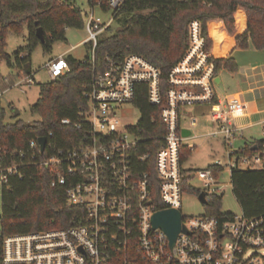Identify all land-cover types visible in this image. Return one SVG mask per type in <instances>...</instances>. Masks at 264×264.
<instances>
[{"label":"built area","instance_id":"2783aa9c","mask_svg":"<svg viewBox=\"0 0 264 264\" xmlns=\"http://www.w3.org/2000/svg\"><path fill=\"white\" fill-rule=\"evenodd\" d=\"M122 3L109 0L112 15L107 22L96 17L95 6H91L86 41L93 42L89 51L92 61L98 36L111 25ZM187 39L184 53L168 72L166 89L161 69L145 56L132 52L122 57L109 55L104 67L93 72L78 119H62L63 124L82 131L77 141L71 147H56L47 138L44 151L38 140L30 142L41 154L54 148L35 163L50 169L52 186L64 187L67 206L76 212L62 228L7 236L3 264H264V215L248 217L242 212L223 217L206 212L188 216L181 212L189 188L198 190V197L203 190L208 203L217 195L219 173L211 167L184 173L181 157L186 136L181 120L185 107L211 103V120L217 127L212 135H223L229 145L240 132L234 119L246 112L237 96L217 98L218 73L203 21H189ZM45 66L51 79L70 68L64 54L49 59ZM9 81L1 75L0 62L1 106L12 86L36 83L33 73L7 86ZM140 85H146L148 102L160 107L165 126L162 145L154 157L150 151L140 150L141 137L135 130L138 122L125 126L119 116L124 106L134 104ZM14 109L10 102L5 108L6 119L14 120ZM196 122V117H190V126L195 127ZM232 155L228 154L231 169L241 167L240 163L247 165L245 168H264V144L250 156L232 159ZM150 159L156 177L142 170ZM215 165L224 167L221 160ZM11 175L21 176L19 166L0 164L3 187ZM195 178L203 182L202 188L192 185ZM168 208L181 212L185 228L172 246L167 232L152 222L155 212Z\"/></svg>","mask_w":264,"mask_h":264},{"label":"trees","instance_id":"16d2710c","mask_svg":"<svg viewBox=\"0 0 264 264\" xmlns=\"http://www.w3.org/2000/svg\"><path fill=\"white\" fill-rule=\"evenodd\" d=\"M87 3L90 7H100L104 12L111 9L109 0H87ZM239 8L245 10L248 24L246 31L235 34L238 47L247 48L252 42L256 48L264 49V0H123L114 14V21L119 24L117 29L113 30L109 25L97 38L95 61L90 54L82 59L65 54L69 70L41 84L40 98L31 107L40 119L23 120L19 111L14 109V120H8L5 108L0 105V164H16L21 173V176L11 175L2 191L0 264H3L4 239L10 234L62 228L74 216L76 210L67 206L64 187L52 186L50 169L35 163L54 148H48L41 154L39 148L30 147V142L47 136L48 142L56 147H71L77 141L76 137L82 131L63 124L62 119H78L79 108L87 101L84 92L91 85L93 72L104 67L106 57H122L130 52L145 56L161 69L166 89L168 72L187 47L189 21L198 18L204 22L211 54L208 23L214 18L220 19L229 33H235V13ZM85 15L88 16V12L78 0H0L1 55H7L5 38L9 31L20 33L24 25L27 26L29 53H22L23 48L18 50L16 61L20 68L25 66L29 71L31 52L40 45L44 51H51L57 40L66 39L68 28L86 26ZM39 26L44 28L43 42L37 34ZM217 35L221 39H229L222 32ZM84 44L89 51L92 49L93 42ZM215 63L216 72L221 68L233 71L237 67L232 55L215 57ZM137 92L134 105L140 110L141 117L135 130L141 137L140 150L150 151L154 157L165 133L160 119L161 109L148 102L146 85H140ZM256 144L245 145L235 153L250 156L262 147L264 138ZM191 151L183 146V162ZM151 159L142 170H149L151 176L156 177ZM210 167L215 172L223 168L215 164ZM192 172L191 168L184 169V173ZM231 176L233 194L243 213L248 217L264 215V168L233 167ZM188 190L198 192L193 188ZM221 200L217 194L208 203L213 207L212 214L231 217L233 214L219 211Z\"/></svg>","mask_w":264,"mask_h":264},{"label":"rangeland","instance_id":"374dc122","mask_svg":"<svg viewBox=\"0 0 264 264\" xmlns=\"http://www.w3.org/2000/svg\"><path fill=\"white\" fill-rule=\"evenodd\" d=\"M78 3L84 11H87L89 14L91 7L88 5L87 0H78ZM94 13L96 17L101 18L104 22H107L112 15L111 11L104 12L98 6H95ZM87 19L88 16L85 15V23ZM111 25L113 30H116L119 26V24H117L114 20ZM27 33L28 28L24 25L20 33L9 31L7 34L5 38L7 44L5 52L8 56L5 55L1 58V75L9 77L10 81L6 84L7 86L20 82L23 77H26L28 72L33 73L36 83H23L22 85H14L9 88L4 94L3 106L7 108L8 104L11 102L19 111L21 119L34 121L40 119V116L38 113L32 112L31 107L40 98L39 94L41 84L51 81L45 64L49 61V59L65 54L68 50L71 51V54L74 57L79 59L89 55V50L84 44L85 42H83V40L88 36V30L86 26L83 28H68L66 39L57 40V42L53 45L52 50L49 52L44 51L43 46L40 45V47L31 52L29 71L25 66L20 68L16 61V52L18 50L23 48L22 53H29L26 40ZM81 41L83 43H80ZM188 106L192 105H187L186 107ZM119 116L123 125L128 126L129 124H135L138 122L141 117V112L134 104H128L122 108ZM181 125L189 128L193 133L192 139L186 141L183 140L184 143L190 144L189 146L193 147L192 151L186 158L185 166L193 169L192 173H194L199 169L209 168V165L215 164L218 160H221L224 167L218 173V183L216 186V194L222 198L219 204V211L222 213H231L233 215L242 214L243 211L241 210L240 203L238 202L236 195L233 194L231 167L229 165L230 159L228 158V154L233 153V150H236L239 147V144H235L234 142L235 138L232 139L233 145H229L223 135L215 134V136H207L217 129V127L213 128V125H211L209 115L198 118L196 127L190 126L189 118L183 116ZM234 157L235 156L232 155V159ZM240 164L243 168L247 166L242 163ZM192 185L195 188H202L203 182L200 179L198 180V178H195ZM2 191L3 184L0 183V215L2 214ZM212 208L213 207L199 200L198 195L194 192L187 191L184 194L181 208V212L184 215L195 216L200 215V213H212Z\"/></svg>","mask_w":264,"mask_h":264},{"label":"crops","instance_id":"0c3cea01","mask_svg":"<svg viewBox=\"0 0 264 264\" xmlns=\"http://www.w3.org/2000/svg\"><path fill=\"white\" fill-rule=\"evenodd\" d=\"M235 21V33H229L224 21L214 18L208 23V33L210 39H212L211 54L215 57L224 58L232 55L237 64L236 69L233 71L221 68L217 72L216 85L219 86L215 85V90L218 99L237 96L245 104V115L234 119V123L240 128V132L235 136L234 142L235 144H239V147L233 150V155L239 157L238 154L235 153L236 151L248 144L257 145V141L264 138V49L256 48L252 42L247 48H239L235 34H241L246 31L248 24L244 9L239 8L237 10L235 13ZM221 32L229 39L219 38L217 34ZM86 39H84L83 42H85ZM83 42L81 41L80 43ZM65 54H71V51L68 50ZM185 108V114L183 116L189 119L194 116L197 118L198 122V118L209 115L211 125H213V128L216 127L211 120L213 111L211 103L202 102ZM207 136L215 135L210 133ZM192 137L193 133L184 140H190ZM189 145L190 144L184 143V146L187 148H190ZM185 161L184 168L190 169L185 166Z\"/></svg>","mask_w":264,"mask_h":264},{"label":"water","instance_id":"95a60500","mask_svg":"<svg viewBox=\"0 0 264 264\" xmlns=\"http://www.w3.org/2000/svg\"><path fill=\"white\" fill-rule=\"evenodd\" d=\"M38 37L40 38L41 42L44 41V28L42 26H39L37 30ZM182 133L184 136L191 135L192 131L189 128L184 127L182 129ZM47 141L46 136H42L38 139L39 146L41 147V151L45 150V144ZM256 148V146H255ZM199 199L205 203L208 204L206 194L202 190L199 193ZM181 212L177 209L168 208L162 211H157L152 217V222L154 227H159L165 232H167L169 239H170V245L172 246L176 240V237L178 233L181 231L182 224H181Z\"/></svg>","mask_w":264,"mask_h":264}]
</instances>
